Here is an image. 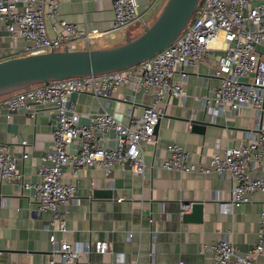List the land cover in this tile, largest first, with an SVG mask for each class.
Listing matches in <instances>:
<instances>
[{
	"label": "built area",
	"instance_id": "built-area-1",
	"mask_svg": "<svg viewBox=\"0 0 264 264\" xmlns=\"http://www.w3.org/2000/svg\"><path fill=\"white\" fill-rule=\"evenodd\" d=\"M111 8V26L103 32L79 27L63 18L57 0H0V21L12 40L23 41L15 53L18 56L73 50L77 41L88 49L99 36L113 38L115 32L143 23L134 0H112ZM215 52L218 55L214 75L221 81L212 88V96L199 97L202 109L213 121L226 110L235 112L251 107L257 125L245 143L224 147L207 164L190 161L179 143H169L162 167L183 173L214 172L220 177L229 176L230 198L218 200L219 210L226 212L247 202L255 191H264V0H200L197 11L175 40L136 66L55 80L0 98V114L7 118L22 110L34 116L38 109L48 108L56 116L52 148L39 157L35 180L25 179L17 168V162L29 153L23 150L20 155L12 154L0 143V182L19 185L22 191L37 198L39 209L51 213L47 225L51 255L45 264H77L92 249L100 254L108 252L106 240L91 244L56 238V231L66 229L62 207L77 198L76 183L62 181L64 169L77 177L82 169L100 163L106 175L114 165L143 175L146 163L142 143L154 141L161 115L160 101L170 95L184 96L175 74L180 72L181 78L185 77L184 65L197 64ZM127 84L135 93L150 91L152 96V103L143 114L138 117L130 114L128 123L116 118L107 105L99 112L83 114L70 100L71 94L82 91L98 101L108 99L120 85ZM81 117H87V122H82ZM111 140L115 142L113 146L109 145ZM189 208L190 204L182 203L180 215ZM200 250L211 252L215 264H254L256 257L264 253V208L256 241L246 251L236 250L226 237L202 243Z\"/></svg>",
	"mask_w": 264,
	"mask_h": 264
},
{
	"label": "crops",
	"instance_id": "crops-1",
	"mask_svg": "<svg viewBox=\"0 0 264 264\" xmlns=\"http://www.w3.org/2000/svg\"><path fill=\"white\" fill-rule=\"evenodd\" d=\"M60 15L79 27L107 31L111 26L112 0H57ZM143 22L150 23L165 0H134ZM142 23H134L111 37H97L90 48L120 43L126 33L136 36ZM83 49L81 41L74 43ZM23 41L12 40L0 21V60L18 56ZM218 52L197 64L184 65L175 74L184 96H166L159 103L161 115L155 127L154 141L142 143L146 163L143 175H134L127 168L114 165L106 175L100 163L82 169L77 177L65 168L63 182L77 185V198L62 209L64 232L56 238L94 243L106 240L108 252L84 253L77 264H215L211 252H201L202 243L228 238L239 252L249 249L260 228V212L264 208V191H255L247 202L221 212L218 200L231 195L229 176L183 173L162 167L168 156L166 146L179 143L190 161L207 164L210 157L226 146L247 141L257 125L251 107L233 112L226 110L210 121L202 109L201 95L212 96V88L220 84L214 75ZM75 109L85 114L99 112L103 105L119 120L128 123L129 115L141 116L152 103L150 91L135 93L130 84L120 85L110 98L98 101L86 91L73 93ZM190 119L209 121L203 133L192 131ZM87 117H81L87 122ZM56 116L48 109H38L34 116L19 111L7 118L0 114V143L15 155L24 150L29 156L17 162L25 179L35 180L39 157L52 148V129ZM113 136V132L110 133ZM115 142L109 141L113 146ZM94 191L109 194H94ZM202 203L200 221H184L182 203ZM38 200L22 191L19 185L0 182V264H45L50 257L47 225L51 213L38 208ZM186 213H191L189 208ZM130 234V236H129ZM129 236V237H128ZM254 264H264V253Z\"/></svg>",
	"mask_w": 264,
	"mask_h": 264
},
{
	"label": "water",
	"instance_id": "water-1",
	"mask_svg": "<svg viewBox=\"0 0 264 264\" xmlns=\"http://www.w3.org/2000/svg\"><path fill=\"white\" fill-rule=\"evenodd\" d=\"M200 0H165L156 17L136 36L126 33L120 43L88 49L50 50L0 60V98L38 84L90 74L125 70L153 57L169 46L198 9ZM192 131L203 133L209 121L190 119ZM158 125V123H157ZM156 125V126H157ZM156 131V128H155ZM154 131V134H155ZM109 192L94 191V194ZM191 213L184 221H200L202 203L187 202Z\"/></svg>",
	"mask_w": 264,
	"mask_h": 264
},
{
	"label": "rangeland",
	"instance_id": "rangeland-1",
	"mask_svg": "<svg viewBox=\"0 0 264 264\" xmlns=\"http://www.w3.org/2000/svg\"><path fill=\"white\" fill-rule=\"evenodd\" d=\"M73 47L76 49V45L74 44Z\"/></svg>",
	"mask_w": 264,
	"mask_h": 264
},
{
	"label": "trees",
	"instance_id": "trees-1",
	"mask_svg": "<svg viewBox=\"0 0 264 264\" xmlns=\"http://www.w3.org/2000/svg\"><path fill=\"white\" fill-rule=\"evenodd\" d=\"M4 97V96H3ZM2 98V97H1Z\"/></svg>",
	"mask_w": 264,
	"mask_h": 264
}]
</instances>
